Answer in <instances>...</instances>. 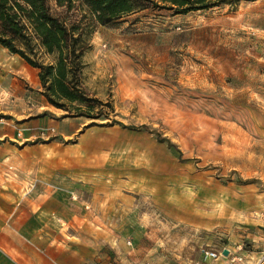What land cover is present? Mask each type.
Here are the masks:
<instances>
[{"label": "rangeland", "instance_id": "obj_1", "mask_svg": "<svg viewBox=\"0 0 264 264\" xmlns=\"http://www.w3.org/2000/svg\"><path fill=\"white\" fill-rule=\"evenodd\" d=\"M49 1L68 22L88 23L84 87L127 126H87L63 110L59 119L84 127L31 153L43 184L59 174L88 212L83 264H264V0L143 10L107 25L78 3ZM1 69L7 92L14 74ZM22 80L42 93L40 80Z\"/></svg>", "mask_w": 264, "mask_h": 264}, {"label": "crops", "instance_id": "obj_2", "mask_svg": "<svg viewBox=\"0 0 264 264\" xmlns=\"http://www.w3.org/2000/svg\"><path fill=\"white\" fill-rule=\"evenodd\" d=\"M0 67L14 74L9 91L0 92V264H83L92 252L88 212L67 184L58 185L59 174L52 172L44 185L45 177L30 167L42 162L31 153L53 146L47 140L57 135L72 138L85 122L59 119L63 110L25 89L22 78L39 84V70L33 76L36 68L3 46ZM44 127L57 133L45 136Z\"/></svg>", "mask_w": 264, "mask_h": 264}, {"label": "trees", "instance_id": "obj_3", "mask_svg": "<svg viewBox=\"0 0 264 264\" xmlns=\"http://www.w3.org/2000/svg\"><path fill=\"white\" fill-rule=\"evenodd\" d=\"M72 11L74 4L85 7L87 14L103 25L114 24L143 10L188 14L241 2L257 0H55ZM92 34L84 19L68 22L53 12L49 0H0V46L18 54L39 70L42 94L68 116L86 117L91 125L123 123L111 118L114 106L90 95L83 81L85 54L92 48ZM108 122L98 123V120ZM86 126V127H87ZM148 130V126H142ZM138 129L136 126H128ZM160 142L182 153L169 138L155 132Z\"/></svg>", "mask_w": 264, "mask_h": 264}, {"label": "built area", "instance_id": "obj_4", "mask_svg": "<svg viewBox=\"0 0 264 264\" xmlns=\"http://www.w3.org/2000/svg\"><path fill=\"white\" fill-rule=\"evenodd\" d=\"M207 255L211 257H217V253L215 251H207Z\"/></svg>", "mask_w": 264, "mask_h": 264}, {"label": "water", "instance_id": "obj_5", "mask_svg": "<svg viewBox=\"0 0 264 264\" xmlns=\"http://www.w3.org/2000/svg\"><path fill=\"white\" fill-rule=\"evenodd\" d=\"M225 254H228V250H225V252H224Z\"/></svg>", "mask_w": 264, "mask_h": 264}]
</instances>
